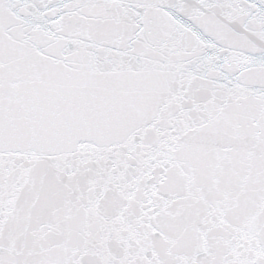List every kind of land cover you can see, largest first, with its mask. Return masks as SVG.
Here are the masks:
<instances>
[{"label": "snow or ice", "instance_id": "snow-or-ice-1", "mask_svg": "<svg viewBox=\"0 0 264 264\" xmlns=\"http://www.w3.org/2000/svg\"><path fill=\"white\" fill-rule=\"evenodd\" d=\"M0 264H264V0H0Z\"/></svg>", "mask_w": 264, "mask_h": 264}]
</instances>
